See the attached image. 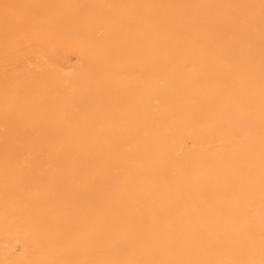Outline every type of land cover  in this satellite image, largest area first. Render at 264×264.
<instances>
[{
	"label": "bare ground",
	"instance_id": "6f19581e",
	"mask_svg": "<svg viewBox=\"0 0 264 264\" xmlns=\"http://www.w3.org/2000/svg\"><path fill=\"white\" fill-rule=\"evenodd\" d=\"M0 264H264V0H0Z\"/></svg>",
	"mask_w": 264,
	"mask_h": 264
},
{
	"label": "rangeland",
	"instance_id": "374dc122",
	"mask_svg": "<svg viewBox=\"0 0 264 264\" xmlns=\"http://www.w3.org/2000/svg\"><path fill=\"white\" fill-rule=\"evenodd\" d=\"M66 52V51H65ZM68 54V53H67ZM66 55V54H65ZM67 57H68V59H72L73 57H75L74 55H73V53H71V54H69V55H67Z\"/></svg>",
	"mask_w": 264,
	"mask_h": 264
}]
</instances>
